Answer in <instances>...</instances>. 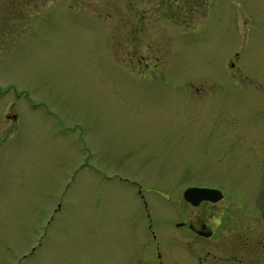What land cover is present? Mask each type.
Masks as SVG:
<instances>
[{"label": "rangeland", "instance_id": "rangeland-1", "mask_svg": "<svg viewBox=\"0 0 264 264\" xmlns=\"http://www.w3.org/2000/svg\"><path fill=\"white\" fill-rule=\"evenodd\" d=\"M189 181L259 213L264 0H0V264H197Z\"/></svg>", "mask_w": 264, "mask_h": 264}, {"label": "flooded vegetation", "instance_id": "flooded-vegetation-1", "mask_svg": "<svg viewBox=\"0 0 264 264\" xmlns=\"http://www.w3.org/2000/svg\"><path fill=\"white\" fill-rule=\"evenodd\" d=\"M234 54L238 55V53ZM234 58L237 57L234 56ZM234 62L232 59L229 61L232 68H235L233 66L235 65ZM231 73L236 75L232 70ZM191 186L215 187L204 182L189 181L182 188L179 186V191L183 194V191ZM262 189L263 185L258 191L257 197L256 205L259 213H249L247 215L248 211L246 212L245 208L235 209V211H240L239 214L246 213L247 218L234 225L227 219L223 223L220 212H214L210 209L224 195L216 201L201 200L196 204L182 196L184 199L182 200L183 204L187 207L184 206L183 210L176 209L175 215L179 219L174 220L173 225L180 230V233L176 234V239L183 253L194 257L197 264H210V261L216 264V258L221 256L225 259L224 264H261L262 255L264 254V240L262 237V218L259 219V216L261 217L259 193ZM201 206H205V209L203 212L198 213L197 209ZM234 214L229 212V215ZM253 215L256 218L254 217L251 219L252 221H249L248 219ZM230 227H236L237 230H229L227 234H223ZM228 233L232 234L229 235ZM210 258H213V260Z\"/></svg>", "mask_w": 264, "mask_h": 264}, {"label": "water", "instance_id": "water-1", "mask_svg": "<svg viewBox=\"0 0 264 264\" xmlns=\"http://www.w3.org/2000/svg\"><path fill=\"white\" fill-rule=\"evenodd\" d=\"M185 199L193 204L198 203L202 199L217 200L221 197L220 190L209 187H188L183 193ZM262 218H263V238H264V196L262 201Z\"/></svg>", "mask_w": 264, "mask_h": 264}]
</instances>
